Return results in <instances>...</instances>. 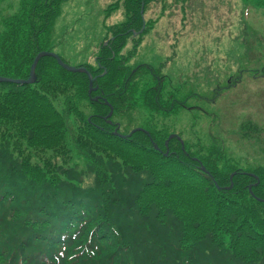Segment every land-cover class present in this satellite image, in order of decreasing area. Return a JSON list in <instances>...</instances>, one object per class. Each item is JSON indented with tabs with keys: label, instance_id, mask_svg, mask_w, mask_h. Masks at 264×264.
<instances>
[{
	"label": "trees",
	"instance_id": "1",
	"mask_svg": "<svg viewBox=\"0 0 264 264\" xmlns=\"http://www.w3.org/2000/svg\"><path fill=\"white\" fill-rule=\"evenodd\" d=\"M7 1L0 77L26 81L34 58L51 52L67 0H18L3 16ZM160 1L107 7L125 19L100 44L96 68L83 66L90 96L86 75L49 57L38 61L32 84L0 83V264H264V203L254 199L264 200V168L231 160L214 139L193 151L172 139L164 156L171 131L157 120L193 95L178 99L160 67L132 73L126 64L156 23L144 21L145 11ZM128 40L135 46L122 55ZM138 110L150 115L151 125L140 127L149 137H127L125 119Z\"/></svg>",
	"mask_w": 264,
	"mask_h": 264
},
{
	"label": "rangeland",
	"instance_id": "2",
	"mask_svg": "<svg viewBox=\"0 0 264 264\" xmlns=\"http://www.w3.org/2000/svg\"><path fill=\"white\" fill-rule=\"evenodd\" d=\"M115 1H65L50 37L52 53L67 66L95 69L100 44L125 19L122 9L105 13ZM255 2L162 0L150 4L144 21L156 23L147 25L128 64L133 70L145 64L163 66L178 99L193 94L188 110L157 120L183 142L192 143V151L209 148L214 139L231 160L247 168H264V7ZM17 3H4L2 15L14 13ZM134 46L135 41L129 40L125 55ZM125 120L130 129L144 127V120L147 127L151 125L150 115L143 110Z\"/></svg>",
	"mask_w": 264,
	"mask_h": 264
},
{
	"label": "water",
	"instance_id": "3",
	"mask_svg": "<svg viewBox=\"0 0 264 264\" xmlns=\"http://www.w3.org/2000/svg\"><path fill=\"white\" fill-rule=\"evenodd\" d=\"M42 57H51V58H54L55 60H56V62H57V64L60 66V67H62V68H64L66 71H68V72H70V73H84V74H86V76L89 78V93L91 92V79H90V76H89V73L84 69V68H71V67H67V66H65L62 62H61V60L59 59V57L58 56H56L55 54H53V53H48V52H43V53H40V54H38L36 57H35V59H34V61H33V63H32V65H31V68H30V73H29V78H28V80L25 82L26 84H31L32 82H33V79H34V70H35V67H36V64H37V62H38V60L40 59V58H42ZM0 82L1 83H19L18 81H11V80H7V79H4V78H0ZM111 116V113L109 114V116L108 117H110ZM138 131H142V130H138ZM135 132V131H134ZM172 138V136H170L169 137V140ZM250 189V188H249ZM258 201H260V200H258ZM262 202V201H261Z\"/></svg>",
	"mask_w": 264,
	"mask_h": 264
}]
</instances>
